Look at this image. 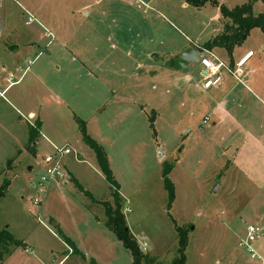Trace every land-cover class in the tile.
<instances>
[{
  "label": "rangeland",
  "instance_id": "374dc122",
  "mask_svg": "<svg viewBox=\"0 0 264 264\" xmlns=\"http://www.w3.org/2000/svg\"><path fill=\"white\" fill-rule=\"evenodd\" d=\"M141 1L166 23L167 33L177 43L183 41L188 47L205 42L219 24L214 17L217 6L210 3L194 7L185 6L184 0ZM218 1L232 8L248 0ZM85 2L93 4L92 0H0V66L10 62L14 80L24 71L8 93H21L24 106L35 112L34 117L23 114L25 119L38 122L39 128L33 151L26 121L12 129L17 138L6 139L0 131L4 141L0 142V184L3 179L10 182L0 198V228L29 244L25 250L15 249L2 264H57L62 258L60 264H132L130 250L105 224L102 202L113 198L93 149L83 140L79 120L106 153L119 185L126 225L148 256L143 264H170L178 257L175 225L188 236L185 264H229L232 257L239 264H260L238 242L248 224L256 225L261 230L251 246L264 258V158L254 152L246 157V165L232 166L229 159L235 148L228 137H236L240 150L248 144L250 153L264 150V33L253 28L234 49L236 59L247 48L251 52L240 66L246 71V86L237 85L230 96L240 99V109L236 100L230 102V111L238 116L235 120L229 116L223 126L211 129L215 100L196 88L202 71L198 61L191 62L183 69L189 76L184 86L172 84L169 91H157L153 105L159 113L157 134L152 137L154 145H146L149 139L143 137L137 119L110 118L116 108L99 99L98 80L83 77L84 46L79 38ZM252 11L263 12L264 0H253ZM228 56L224 54L225 61ZM8 96L4 97L10 100ZM0 107L11 111L2 97ZM247 111L253 128L249 133ZM204 116L208 118L202 123ZM241 125V130L227 132ZM65 148L70 153L60 158L61 176L41 187L34 185L55 165L44 158ZM163 163L173 165L168 173L174 195L170 206L161 175ZM36 198L41 202L35 204ZM63 235L73 240L75 252L65 246Z\"/></svg>",
  "mask_w": 264,
  "mask_h": 264
},
{
  "label": "crops",
  "instance_id": "0c3cea01",
  "mask_svg": "<svg viewBox=\"0 0 264 264\" xmlns=\"http://www.w3.org/2000/svg\"><path fill=\"white\" fill-rule=\"evenodd\" d=\"M85 3L82 12L84 22L80 27L79 38L81 44L84 46L83 56L85 58L84 61H81V66H83L85 70L83 77H93L98 80L97 84L99 90L97 91L102 93L99 99H102L106 105L116 108L114 113L115 116H111L110 118H115L114 121H122L128 117H135L139 122L143 137L149 139L148 143L145 142L146 145L153 146L152 137H155L157 134L156 121L159 114L158 111L155 110V106H153L157 91L161 88L169 91L172 84L178 87L184 86L187 83L189 76L183 69L191 63L185 66L175 67L173 59L187 49L193 48L196 51V45H202L212 35L221 31L224 20L218 13V7L214 17L218 18L219 24L213 28L208 39L201 44L194 42L191 47H188L185 46L183 41L177 43L174 37L167 33L166 23L158 19L155 12L149 11L153 8L141 0H92L93 4ZM184 5L188 6L189 4L184 0ZM171 27L174 31L175 28H173V26ZM236 47L239 46H235L231 51L232 53L219 47H214L211 50H213L225 64L227 63L230 68H234L237 61L244 56L246 51L250 50L247 48L243 51L241 56L236 59L233 57L234 54H236V50H234ZM225 53L229 55L226 61L224 60ZM248 56L245 58L244 62L247 60ZM90 66H92V69H90ZM11 68L12 65L8 61L2 63L0 66V84H2L0 87V97L3 98L5 106H9L11 109V111H8L7 108L0 107V131L2 130V134L4 132V137L7 136L6 139L10 137L17 138V136H15L16 131L12 129L22 127L20 124L22 121H26L27 126L33 124V120L25 119L23 114L26 113L29 117H34L35 114V112L30 111L29 107L24 106L26 101L25 98L20 95L21 93H8L15 84L19 83L24 72L23 71L17 79L10 80V75H12L10 71ZM16 71H18V69ZM201 71L202 77L196 88L201 93H206L209 97L213 95L215 104L212 110L213 114H215V122H213V128L211 129L215 131L218 126L224 125L226 118L229 116H233V120L238 117L230 111V102L236 100V104L238 105L236 106L240 109V99L230 96L233 91L236 90L237 85L246 86V71L241 69L242 77L240 80L232 76L230 72L224 71L222 82L217 86L209 87V89L201 87L203 75L205 74L202 67ZM252 84H258V82L253 80ZM261 88H263L264 93V86L262 85ZM6 94L9 95L8 97L10 100L4 97ZM90 95L93 94L90 93ZM104 114L106 115V112H104ZM247 116L248 111L246 114L245 130L249 133L253 131V128L252 126L249 127ZM92 117H94V115ZM149 117L153 118L152 125H154L155 130L154 136L149 125ZM205 117L206 116H204L203 119ZM230 128L231 127L227 128V132L230 131L235 133L242 129V125L237 130ZM200 129H204V125H201ZM261 131L262 139H264V125ZM228 139L232 141H230V144L235 148L233 153L234 156L229 159L232 160L230 162L232 166L246 165V157H251V154H254V152L261 154V157L264 158V150L262 148H257V150L254 149V151L250 153V144H248L246 148L240 150V145L236 137L232 138L230 136ZM248 139L251 138L248 137ZM252 141L255 140L252 139ZM5 145L8 144L5 142ZM11 155H13V153ZM262 163L264 164V160ZM54 225H58V223ZM64 236L68 238L66 235ZM61 240L63 241L62 238ZM68 240L70 241L68 243L63 241L65 246L67 247L68 244L71 251L75 252V243L73 240L71 241L70 238H68ZM22 241L24 243L22 246L23 249L29 248V244L24 240ZM18 249L19 248L16 250ZM62 260L63 258L59 261ZM5 261L6 260H3L2 263ZM55 261L56 257L51 258V262ZM229 264H239L237 257H232V259L229 260Z\"/></svg>",
  "mask_w": 264,
  "mask_h": 264
},
{
  "label": "trees",
  "instance_id": "16d2710c",
  "mask_svg": "<svg viewBox=\"0 0 264 264\" xmlns=\"http://www.w3.org/2000/svg\"><path fill=\"white\" fill-rule=\"evenodd\" d=\"M189 5L201 7L210 3L218 7L219 14L223 18L224 23L221 31L212 35L205 43L202 44L204 49H212L214 47L223 48L225 51L232 53L235 46L241 45L244 40L249 36L253 28H258L260 32L264 33V11L254 14L252 11L253 0H248L240 5L232 8L224 4H220L218 0H185ZM153 118L149 117V125L155 135L154 125H152ZM29 127V146L33 151L34 139L39 134L38 122L31 124ZM79 127L83 140L89 144L95 154L96 162L98 163L100 172L105 180H107L112 195V202L109 200L103 201L102 204L105 208L106 226L115 233L117 239L122 243L124 248L130 250L132 256V264H143L144 258L148 257L147 254L139 248L138 243L129 231L124 215L121 212V196L118 193V183L114 179L110 163L107 159L103 147L93 140L86 131L84 122L79 120ZM172 164L163 163L161 175L163 178V185L168 195V205L174 199L173 183L168 177V173L172 169ZM8 179H3L0 184V198L5 194L9 185ZM78 184V183H77ZM80 188V184H78ZM87 194V193H86ZM96 201V200H95ZM175 230L178 235V257L173 259L170 264H185L186 261V247L188 244V236L181 226L175 225ZM64 242H70L64 235L61 237ZM24 245L21 239H16L6 227L0 228V263L6 256L10 255L15 249Z\"/></svg>",
  "mask_w": 264,
  "mask_h": 264
},
{
  "label": "built area",
  "instance_id": "2783aa9c",
  "mask_svg": "<svg viewBox=\"0 0 264 264\" xmlns=\"http://www.w3.org/2000/svg\"><path fill=\"white\" fill-rule=\"evenodd\" d=\"M196 53L198 54V62L200 63L202 69L205 71L201 82V87L204 89H209V87L219 85L222 82V73L224 71L230 72L232 76L240 80L242 77V71L240 69V66L244 62L245 58L251 54L250 50L246 51L244 56L237 61L236 66L234 68H230V66L227 63L225 64L221 60V58L211 49H204L200 45H196ZM10 76V80L13 79V76ZM205 121H207L206 117L203 119V122ZM65 153H70V150L68 148H65L63 150H59L50 157L44 158L45 163H50L54 160L55 165L53 166L52 171L41 175L37 180H35L36 182L34 183V185L41 187L44 185V182H48V180L50 179L61 176V173L58 170L60 164L59 161L62 154ZM40 202L41 199L38 198H36L34 201L35 204ZM245 228V237L238 242V245L243 246L245 248L246 252L250 255L251 259H254L260 264H264V258H262L261 255L257 254L254 248L251 246V242L258 238L261 229L256 225L252 224H248ZM61 262L62 261H59L58 264H60Z\"/></svg>",
  "mask_w": 264,
  "mask_h": 264
},
{
  "label": "water",
  "instance_id": "95a60500",
  "mask_svg": "<svg viewBox=\"0 0 264 264\" xmlns=\"http://www.w3.org/2000/svg\"><path fill=\"white\" fill-rule=\"evenodd\" d=\"M2 23L0 21V31H1ZM198 61V54L196 51L191 48L187 49L185 51H182L180 54L174 57L173 64L175 67L179 66H185L186 64H189L191 62H197Z\"/></svg>",
  "mask_w": 264,
  "mask_h": 264
}]
</instances>
